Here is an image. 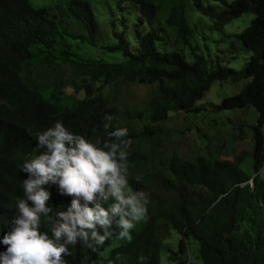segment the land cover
Segmentation results:
<instances>
[{
  "label": "trees",
  "instance_id": "obj_1",
  "mask_svg": "<svg viewBox=\"0 0 264 264\" xmlns=\"http://www.w3.org/2000/svg\"><path fill=\"white\" fill-rule=\"evenodd\" d=\"M126 1L139 11L133 45L124 31H113L114 44H100L98 22L87 1L70 0L64 10L51 14L49 9L33 8L30 0H0V235L8 231L16 216L15 202L23 196L20 185L27 178L20 167L32 153L38 132L60 120L70 131L94 143L97 139L107 140L110 131L121 127L128 129L125 139L131 141L129 146L150 132L148 125L141 132L121 126V112L109 106L108 100L92 97L89 91L73 107H63L55 96L45 98L40 85L26 78L24 70L37 55H44L45 61L51 63L57 58L58 48L69 47L68 39L107 52H121L125 60L113 73L93 74L101 82L157 84L148 103L150 124L166 120L172 112H207L195 104L215 81H237L240 77L248 80L214 110L255 109L256 121L249 125L254 138L252 170L257 173L263 166L264 0H221L225 5L221 10L205 6L202 0H190L196 11L213 20L217 31L244 13L254 15L249 25L235 35L251 52L240 72L219 63L208 69L196 47H191V61L175 49L167 50V43L170 47L188 44L193 35L182 6L174 5L162 14L153 0ZM68 18L81 25L84 33L73 32ZM167 28L173 30L174 38ZM158 42L161 44L157 46ZM106 116L112 120H106ZM105 124L111 127L106 129ZM135 158L134 154L128 156L129 169ZM243 160H171L166 174L155 172L143 179L128 176L129 187L134 192H144L148 200L146 218L131 231V242L113 237L95 251L78 243L70 246L67 264H160L161 229H173L182 236L181 253L186 252V242L193 240L200 264H264V181L255 176L253 187L245 183L250 177L240 167ZM196 187L204 193H197ZM51 192L54 216L63 210L61 206L67 209L71 197L61 196L55 186ZM50 226L44 221L41 231H49ZM116 241L115 246L101 253ZM5 249L0 244V252Z\"/></svg>",
  "mask_w": 264,
  "mask_h": 264
},
{
  "label": "rangeland",
  "instance_id": "obj_2",
  "mask_svg": "<svg viewBox=\"0 0 264 264\" xmlns=\"http://www.w3.org/2000/svg\"><path fill=\"white\" fill-rule=\"evenodd\" d=\"M70 0H30L35 9H49L51 14L64 10ZM87 1L98 22L97 40L100 44H114L113 31H124L125 37L133 45L135 26L139 15L138 8L126 0H84ZM160 6L161 13L166 14L174 5L185 9L186 18L193 35L188 44H175L167 50L178 51L188 60H192L191 47L205 58L208 69L216 64L243 71L245 63L251 55L235 37L241 33L254 18L251 13H244L231 20L217 31L214 22L196 11L190 0H153ZM233 0H225L230 3ZM205 6H215L216 10L225 8L221 0H202ZM56 6H59L58 10ZM164 12V13H163ZM161 14L159 18L161 19ZM75 33H84L81 25L68 18L66 20ZM122 21H125L124 23ZM174 38L172 29L167 28ZM69 47L58 48L56 57L51 63L37 55L24 70L30 82L37 83L45 98L55 96L63 107H73L81 100L86 91L92 97L108 100V105L121 112L119 124L131 130L141 132L148 125L150 132L141 136L129 146L128 156L136 157L132 162L129 175L143 179L151 173L166 174L169 161L184 160L195 162L203 158L207 162L236 161L244 159L241 169L250 178L255 176L264 181V164L254 173L252 170L254 138L249 125L255 123L257 113L251 106L243 109L215 111L223 98L238 93L248 81L240 77L237 81H215L196 102L208 111L199 113L172 112L168 118L156 124L149 123L148 103L157 91V84L140 83L138 81L101 82L94 78L95 72L110 73L124 62L121 52H107L85 42L67 40ZM161 43H157V46ZM33 50L36 48L33 47ZM69 53V54H68ZM128 163V161H127ZM197 193H204L199 187ZM181 235L173 229H161L159 233L161 250L160 264H177L179 262L200 264L193 240L186 242V252L181 253L179 242ZM118 242H110L105 253Z\"/></svg>",
  "mask_w": 264,
  "mask_h": 264
},
{
  "label": "clouds",
  "instance_id": "obj_3",
  "mask_svg": "<svg viewBox=\"0 0 264 264\" xmlns=\"http://www.w3.org/2000/svg\"><path fill=\"white\" fill-rule=\"evenodd\" d=\"M127 136V128L117 127L107 140L93 143L60 120L36 134L20 167L27 178L15 202L16 216L0 235L6 246L0 264H67L70 246L78 243L95 251L113 237L131 242V231L146 218L148 200L129 187ZM52 186L71 197L67 209L61 206L54 216ZM44 221L49 231H41Z\"/></svg>",
  "mask_w": 264,
  "mask_h": 264
},
{
  "label": "built area",
  "instance_id": "obj_4",
  "mask_svg": "<svg viewBox=\"0 0 264 264\" xmlns=\"http://www.w3.org/2000/svg\"><path fill=\"white\" fill-rule=\"evenodd\" d=\"M245 183H247L250 187H253V179L252 178H250L247 182H245ZM245 183H242V186L245 184Z\"/></svg>",
  "mask_w": 264,
  "mask_h": 264
}]
</instances>
